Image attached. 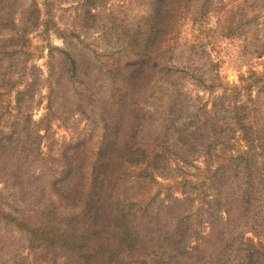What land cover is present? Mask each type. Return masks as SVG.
Instances as JSON below:
<instances>
[{
    "label": "rangeland",
    "instance_id": "1",
    "mask_svg": "<svg viewBox=\"0 0 264 264\" xmlns=\"http://www.w3.org/2000/svg\"><path fill=\"white\" fill-rule=\"evenodd\" d=\"M151 2L0 0V264L64 262L16 220L34 223L56 200L49 180L64 149L77 145L90 168L104 124L124 116L123 104L138 113L132 124L147 163L130 168L114 196L134 203L153 240L147 253L125 258L264 264V142L252 153L256 120L264 132V0H170L156 68L140 91L119 96L126 84L108 65L120 50L134 58L126 31L141 39ZM236 104L245 107L239 120L230 118ZM222 109L229 130L215 140L202 125Z\"/></svg>",
    "mask_w": 264,
    "mask_h": 264
},
{
    "label": "trees",
    "instance_id": "2",
    "mask_svg": "<svg viewBox=\"0 0 264 264\" xmlns=\"http://www.w3.org/2000/svg\"><path fill=\"white\" fill-rule=\"evenodd\" d=\"M150 5L151 13L145 16L147 19L141 39L134 36L140 31H126L128 35L126 47L134 49V58L120 50L126 58L112 60L108 65L109 77L120 79V84H126L118 89L119 96L129 97V89L140 91L144 79L148 80V71L156 68L155 55L163 40L161 37L171 28L162 23L163 19L165 21L170 16V0H152ZM75 63L73 58L68 59L72 73L77 70ZM248 103H251V99L246 102ZM121 107L124 116L111 124H104L106 133L103 134L95 161L89 169L84 167L77 145L70 147L71 151L64 149L60 153L62 168L49 180L57 198L47 205L48 209L43 215L46 219L34 212L31 219H35L34 223L25 219L16 220V224L28 232L30 239H34L48 253L55 256L56 251L61 252L65 256L62 264H143L138 259L128 260L125 257L143 255L151 248L150 243L153 240L151 238L148 240V236L142 234L144 229L148 231L145 224L141 223L140 217L143 214L138 216L131 210L134 207L131 200L114 196L119 193L116 188L117 182L123 180V176L130 177L127 174L133 173L128 170L147 163L144 160L145 151L136 141L139 137L136 134L139 123L132 124V120L136 121L132 114L137 111L127 108L129 114L124 104ZM238 110L244 111L245 107L240 104L232 106L230 118L241 119L236 118ZM221 111L223 109L215 110L214 116L210 120L206 119L202 125L205 130L213 128L215 140L222 139L227 129L229 130V121L225 117H218ZM256 121L255 129L260 134H256L254 139L252 136V153L254 146H261L264 142L263 122ZM130 130H135L133 135L129 133ZM181 142L182 146L187 145L186 140ZM4 152L0 144V154ZM263 153L264 150L260 155ZM14 157L17 168L13 175L21 177L23 164L17 154L14 153ZM65 207L72 209V212L75 209V212L62 214L60 208Z\"/></svg>",
    "mask_w": 264,
    "mask_h": 264
}]
</instances>
